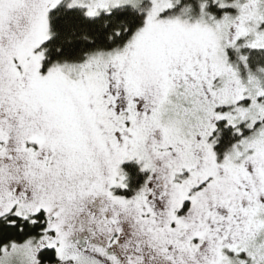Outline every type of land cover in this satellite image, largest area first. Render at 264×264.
I'll return each instance as SVG.
<instances>
[{"label":"snow or ice","instance_id":"1","mask_svg":"<svg viewBox=\"0 0 264 264\" xmlns=\"http://www.w3.org/2000/svg\"><path fill=\"white\" fill-rule=\"evenodd\" d=\"M0 264H264V0H0Z\"/></svg>","mask_w":264,"mask_h":264}]
</instances>
